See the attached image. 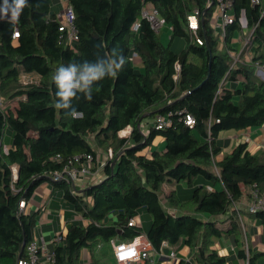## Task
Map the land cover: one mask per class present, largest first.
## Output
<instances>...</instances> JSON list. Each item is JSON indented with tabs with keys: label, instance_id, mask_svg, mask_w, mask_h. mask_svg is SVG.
<instances>
[{
	"label": "trees",
	"instance_id": "16d2710c",
	"mask_svg": "<svg viewBox=\"0 0 264 264\" xmlns=\"http://www.w3.org/2000/svg\"><path fill=\"white\" fill-rule=\"evenodd\" d=\"M143 1L68 0L79 34L75 50L61 41L51 0H27L15 26L0 20V264H16L18 256H25L22 243L33 238L38 211L18 212V201L30 198L44 181L51 182L53 190H62L70 208L88 220L86 224L67 220L61 239L53 241L52 264H80L82 248L93 256L95 247L110 244L112 238L132 239L143 228L128 222L143 208L151 216L146 234L155 249L162 241L169 243L168 251L181 244L189 247L191 257L175 264H225L227 256L213 246L223 235H232L239 257H244L241 215L258 220L264 233V210L233 207L244 191L249 199L253 190L264 191V150L253 153L247 141H239L214 161L222 149V130L264 126V80L248 64L230 71L223 81L229 57L207 22V42L189 40L186 12L201 0H146L172 26L167 30L168 44L145 18H140L137 30L132 29ZM241 9L249 26L258 22L254 57L264 62V14L260 16L249 0H237V15ZM16 27L19 34L14 39ZM235 27V23L229 27L228 42ZM177 37L187 42L180 52L172 47ZM114 48L122 51L126 62L116 77H105L93 86L90 101L78 93L72 103L83 115L71 118L56 109L52 79L56 69L69 62L107 61ZM134 54L141 59L140 70L133 63ZM177 59L181 72L175 81ZM23 73L38 80L23 83ZM186 113L194 117L193 126L185 123ZM157 114H166L170 123L162 129L151 124L144 132L141 123ZM128 125L130 133L120 135ZM8 132L11 143L5 148ZM156 136L163 138V149H152ZM109 148L112 156L102 166L101 181L78 191L70 182L50 178L73 155L91 153L97 161ZM197 177L220 182L221 188L210 189ZM179 182L192 186L191 194L184 199L174 188L166 195L177 211L172 214L163 207L160 192L164 184ZM254 252L249 249L250 264L255 262ZM94 263L95 258L90 264Z\"/></svg>",
	"mask_w": 264,
	"mask_h": 264
},
{
	"label": "built area",
	"instance_id": "2783aa9c",
	"mask_svg": "<svg viewBox=\"0 0 264 264\" xmlns=\"http://www.w3.org/2000/svg\"><path fill=\"white\" fill-rule=\"evenodd\" d=\"M62 4V9L56 13V17L59 20L58 29L61 32V41L65 46L75 50L74 42L79 39L78 29L75 24V12L73 7L68 3V0H59ZM200 3L194 2L190 10L186 12V24L185 31L188 34L189 40L203 45L206 43V29L205 23L210 27L213 36L217 38L219 46L229 57L228 67L226 69L224 79L230 71L235 70L241 65L250 64L254 68V74L260 79L264 80V62L259 59H255V47L256 43L253 41L254 31L257 23H254L245 35L241 31L242 25L239 19L240 14L243 12L247 21L246 14L243 9L237 15L235 6L237 0H201ZM252 6L259 8V14H264V0H249ZM140 18H145L149 21L153 30L157 33L161 32L162 26H166L168 31L172 30V26L169 25L165 18L160 15L156 6L151 1H143L140 8V15L132 24V29L137 30L140 25ZM203 19V22H202ZM236 24L233 35L230 42L227 41L229 34V27L232 24ZM248 24V21H247ZM239 28V39L235 38L236 28ZM202 32V34H201ZM18 28L16 27L12 33V38L18 37ZM241 42L242 47L238 50L235 46L236 42ZM181 72V63L177 59L174 62V72L172 77L175 81L179 79ZM38 80V79H37ZM35 80V81H37ZM20 81L23 83L34 81L32 75L21 74ZM222 81V82H223ZM0 96V104L2 102ZM185 123L189 126H193L195 119L191 114L186 113ZM151 124L157 129H162L170 123V119L166 114H157L151 119ZM131 131V126H126L120 131V135H127ZM106 158L112 156V150L109 148L105 153ZM100 157V156H99ZM97 157V161H94V156L91 153L75 154L68 159L66 164L61 170H56L51 173L50 178L54 181L65 180L72 183L74 186L79 185L80 188L89 185V181L94 176V167L102 170L104 161H100ZM58 159V155H56ZM12 177L17 178V167L12 166ZM15 191L14 186H12ZM252 198L249 204V211L255 212L256 210H264V191L259 192L257 189L253 190ZM27 199L21 197L18 203V212H26ZM78 214L75 218H79ZM129 225H140L136 218H131L128 222ZM242 230L244 234L245 244V256L241 258V264H250L249 252H248V236L245 226L242 224ZM53 241H59L61 234H55ZM46 239L43 235L37 236L35 230H33V238L25 245V256L20 257L17 264H52L54 261V253L48 248ZM110 245L113 250L115 260L118 264H133L143 263L149 261L154 263L152 256L162 255L168 258L174 259L177 257V253L174 249H170L165 252L164 249L169 248L167 241H162L160 248L155 249L151 244L148 236L144 230L135 235L130 240H117L112 238Z\"/></svg>",
	"mask_w": 264,
	"mask_h": 264
},
{
	"label": "crops",
	"instance_id": "0c3cea01",
	"mask_svg": "<svg viewBox=\"0 0 264 264\" xmlns=\"http://www.w3.org/2000/svg\"><path fill=\"white\" fill-rule=\"evenodd\" d=\"M62 9V4L59 0H51V10L54 13L59 12ZM134 62H140L138 66L142 68V62L141 59L134 54L133 55V63ZM256 76V75H255ZM257 77V76H256ZM258 78V77H257ZM259 79V78H258ZM151 119H146L141 123V126H144L142 129L144 132L147 130L148 126L151 125ZM143 124V125H142ZM142 128V127H141ZM197 135V134H196ZM163 141V138L161 136H156L153 144H158L157 148L160 147V143ZM239 141H247L250 145V151L256 152L260 150H264V126L260 127H247L242 128L238 130H223L222 133H219V142L222 145L221 151L215 155L214 161H218L222 159L225 152H228L231 150V148L236 145ZM6 143V142H5ZM11 143V142H10ZM10 143L5 145V148H8ZM154 146V145H153ZM152 146V147H153ZM149 151V148L146 149ZM223 152L222 156H219L220 153ZM100 161H104L106 157L104 155H100L98 158ZM216 174L219 175L217 169ZM104 178V173L102 170H99L94 167V176L89 181L90 184L97 183L101 181ZM196 181L198 183L206 184L208 188H221L220 182H215L214 184H211V181H207L205 179H202L201 177H197ZM182 182H179L174 186L175 184H169L166 183L162 187V191L160 192V198L163 207L171 212L172 214H176L177 211L174 207H172L165 199L166 195L173 190L174 188H177V185H180ZM165 185L171 186L172 189L167 192L163 188ZM74 190L75 188L80 191L85 187L80 188L79 185L76 184V186L72 185ZM78 187V188H77ZM87 187V186H86ZM174 187V188H173ZM177 190V189H176ZM178 193V192H177ZM179 194V193H178ZM190 195V194H189ZM189 195L186 194V198L189 197ZM63 191L60 189L53 190L52 184L51 185H38L32 192L30 198L27 199V206L25 208V211H38V219L36 221V225L34 227L35 233L37 236L43 235L44 238L47 240V246L52 251L53 247V236L55 234H63V232L66 231V222L67 220H76L81 223L86 224L88 222L87 218L82 216L77 211L70 208V206L66 203V201L63 199ZM180 197H182L179 194ZM37 198V201H32V199ZM184 198V197H182ZM185 199V198H184ZM251 199L247 198L246 191L243 193V197L238 200L234 204V208L237 209H243L245 211H249V204ZM80 215L79 218H75L77 215ZM138 218L142 221H140L141 226L143 230L146 232L149 228L150 221L145 215H137ZM241 225L243 224L245 226L246 232H247V238H248V252L249 249H252L256 253L255 256V262L254 264H264V233H263V226L262 224L257 220H255L252 217H246L244 218L241 215ZM56 220L57 225L50 222ZM143 219L146 220V222H143ZM138 221V220H137ZM55 231V232H54ZM54 234V235H53ZM214 248L218 251L220 255L227 256V262L225 264H241V257L238 255V246L234 243L232 235H223L219 241H216L214 243ZM243 247H245V244H243ZM165 252H168V249H164ZM109 252L112 255L113 250L111 245L109 246ZM192 253L189 250V247L186 245H182L181 248L177 252L178 257L183 258H189L191 257ZM113 260L115 264H118L117 261L114 259V256L112 255ZM96 259L95 255H91L89 249L82 248L80 250V264H90L92 262V259ZM152 259L154 260L153 264H174L168 258L167 256L162 255H154L152 256ZM133 264H146V262L143 263H133ZM149 264H151L149 262Z\"/></svg>",
	"mask_w": 264,
	"mask_h": 264
},
{
	"label": "clouds",
	"instance_id": "9594fccd",
	"mask_svg": "<svg viewBox=\"0 0 264 264\" xmlns=\"http://www.w3.org/2000/svg\"><path fill=\"white\" fill-rule=\"evenodd\" d=\"M26 6L27 0H3L0 5V20L6 19L15 26ZM125 62L122 51L114 48L107 61L101 60L97 63L84 61L82 65L69 62L67 66L60 65L52 76L57 89L55 108L64 110L68 117H81L83 114L78 112L72 103L74 99L79 98L78 93L83 94L84 98L90 101L93 86L105 77H116ZM96 91H99V87H96Z\"/></svg>",
	"mask_w": 264,
	"mask_h": 264
},
{
	"label": "rangeland",
	"instance_id": "374dc122",
	"mask_svg": "<svg viewBox=\"0 0 264 264\" xmlns=\"http://www.w3.org/2000/svg\"><path fill=\"white\" fill-rule=\"evenodd\" d=\"M0 5H2V3L0 4ZM239 19H240V22H241V25H242V29H243V31H241L242 32V34H244L245 33V35L249 32V30L251 29V27H249L248 26V24H247V21H246V18H245V15H244V13L242 12L241 14H240V16H239ZM169 33H168V31H167V28H166V26H162V29H161V33L159 34V36H160V40H161V42L163 43V44H168V42H169ZM235 38L236 39H239V28L237 27L236 28V31H235ZM186 46H187V42H186V40H185V38L184 37H177V38H175L174 39V41H173V45H172V47H173V49L176 51V52H180L182 49H185L186 48ZM235 46H236V48L238 49V50H240L241 49V47H242V44H241V42H236L235 43ZM140 64V62L138 63H136V62H134V65H135V68H137V69H142L140 66H138ZM32 77H33V79L34 80H37L38 78L35 76V75H32ZM2 100V102H3V98L1 99ZM234 100H237V96H235L234 97ZM2 102H1V104L0 105H2ZM143 125V124H142ZM142 127V129L144 128V126H141ZM227 131H230L231 132V130H227ZM223 132V130L220 132V133H222ZM6 142V143H5ZM5 142H4V145H7L8 143H10L11 142V135H10V133L8 132L6 135H5ZM154 146L152 147V149H154V148H157V146H158V144H156V143H154L153 144ZM163 147H164V143H163V141L160 143V147H158L157 149H163ZM225 154V153H224ZM103 155H104V157H105V153H103ZM223 155V152L222 153H220L219 154V156H222ZM202 178H204V177H202ZM213 182V181H212ZM42 185H51V182H49V181H44V182H42L41 183ZM40 184V185H41ZM175 186V185H174ZM38 187V186H37ZM174 188V187H173ZM191 188H192V186H190V185H188V184H186L185 182H182L180 185H177V192L182 196V197H184L185 199H186V194L187 195H189V194H191ZM165 191H167V192H169L171 189H172V187L171 186H168V185H165L164 186V188H163ZM37 201V198H34L33 197V199H32V201ZM139 214H143V215H145V217H147L148 219H149V221L151 222V216L148 214V212L143 208L141 211H140V213ZM136 218V220H138V224H140L141 225V223H140V221H142V220H140L139 218H138V216H136L135 217ZM50 220V219H49ZM55 221V222H54ZM54 221H51L50 220V222L53 224V222H54V224H56L57 225V222H56V220H54ZM146 222V220H144L143 219V222ZM57 227H58V225H57ZM55 232V231H54ZM54 235V234H53ZM183 244H181V245H177L176 247H174L173 249L176 251V253L178 252V250L181 248V246H182ZM109 246H110V244H109V242H103V243H101L100 245H98L97 247H95L93 250H92V253H93V255H95V257H96V259H95V263L94 264H115V262H114V260H113V257H112V255L110 254V252H109ZM179 258H183V257H176V258H174V259H171L170 258V260L172 261V262H174V264L177 262V260L179 259Z\"/></svg>",
	"mask_w": 264,
	"mask_h": 264
},
{
	"label": "water",
	"instance_id": "95a60500",
	"mask_svg": "<svg viewBox=\"0 0 264 264\" xmlns=\"http://www.w3.org/2000/svg\"><path fill=\"white\" fill-rule=\"evenodd\" d=\"M202 22H203V19H202ZM210 59H211V51H210ZM209 63H210V61H209ZM111 165L114 166V163H112ZM20 200H21V198L19 199V201ZM19 201H18V203H19ZM25 243H26L25 241L22 243V249L25 247ZM19 258H20V256L17 257L16 264H17Z\"/></svg>",
	"mask_w": 264,
	"mask_h": 264
}]
</instances>
